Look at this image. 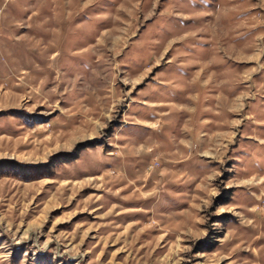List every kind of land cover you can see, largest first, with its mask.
Listing matches in <instances>:
<instances>
[{
    "label": "rangeland",
    "instance_id": "1",
    "mask_svg": "<svg viewBox=\"0 0 264 264\" xmlns=\"http://www.w3.org/2000/svg\"><path fill=\"white\" fill-rule=\"evenodd\" d=\"M0 264H264V0H0Z\"/></svg>",
    "mask_w": 264,
    "mask_h": 264
}]
</instances>
